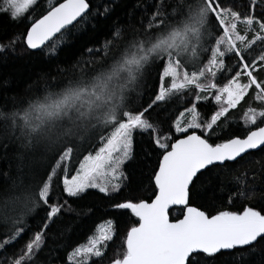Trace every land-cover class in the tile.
<instances>
[{
	"label": "snow or ice",
	"instance_id": "1",
	"mask_svg": "<svg viewBox=\"0 0 264 264\" xmlns=\"http://www.w3.org/2000/svg\"><path fill=\"white\" fill-rule=\"evenodd\" d=\"M35 3L3 0L0 12L15 21ZM257 3L247 0L237 6L230 0H180L173 7L159 0L146 28L141 20L132 38L124 37L102 62L87 68L84 61L85 68H79L81 61L77 60L70 73L58 60L59 47L66 40L44 53L47 61L57 59L56 66L44 71L35 82H25L26 93L13 105L15 111L0 110L15 149L10 157L14 168L0 172V252L5 253L0 264H95L92 258L103 261L106 245L118 231L114 216L99 224L86 244L73 247L66 258L60 255L69 247L67 236L77 221L94 214L93 207L81 205L86 212L66 219L76 210L64 196L82 201L90 189L109 198L113 210L126 211L138 220L127 230L122 259L112 264H264V209L245 205L239 212L212 214L201 210L202 203H193L203 201L208 192L215 196L222 186L218 183L219 171L213 173V169L225 170L228 164L264 145V127L246 135H215L221 119L253 91L254 100L264 103V80L258 76L264 72V5L257 13ZM114 10L105 4L102 11H94L89 0H63L31 22L25 33L0 34V67L26 57L31 63L32 54L24 50L17 54L18 47L43 51L74 23H83L86 30L91 21L99 24ZM212 20L220 35L210 49L207 64L191 74L187 70L181 73L182 66L186 69L191 63L195 67L206 53ZM117 25L118 20L112 22L109 35H121L123 29ZM241 25L246 26L243 32ZM86 50L91 55L95 49ZM229 57L234 58L231 64L226 63ZM160 65H164L163 72L148 105L131 107V93L146 85L151 67ZM224 72L231 78L218 87L214 81ZM168 77L171 84L165 87ZM0 80V93L7 95L13 77L0 73ZM129 86L131 91L125 97ZM193 87L197 102L212 96L218 110L201 123L194 104L169 125L174 134L161 136L170 114L153 122L148 112ZM186 114L191 119L184 126L181 118ZM258 117L264 118V109L250 107L245 113L246 124L256 125ZM108 127L114 130L100 137L102 146L95 154L84 155L75 173L70 174L74 152ZM137 135L142 140L147 135L140 162H151L155 155L151 168L154 188L148 198L137 194L128 170V164L137 160ZM8 147V142H0V152L5 155ZM61 169L63 176L54 185ZM121 193L124 195L119 200L113 198ZM235 198L231 196L229 202ZM171 206L184 208L182 219L170 221ZM40 212L44 215L35 225H29L26 218H35ZM25 236L27 240L17 248ZM8 249H12L10 254Z\"/></svg>",
	"mask_w": 264,
	"mask_h": 264
},
{
	"label": "trees",
	"instance_id": "2",
	"mask_svg": "<svg viewBox=\"0 0 264 264\" xmlns=\"http://www.w3.org/2000/svg\"><path fill=\"white\" fill-rule=\"evenodd\" d=\"M62 0H36L33 6H30L28 11L24 13L21 18L13 21L8 14L0 12V34L5 32H15L17 34L25 33L27 27L35 19L42 16L55 4ZM90 5L95 11L97 8L103 10L105 4L113 7L115 10L111 13L107 20H100L99 24L96 21H91L85 30L83 23L77 25L74 24L69 28L68 31L59 34L53 41L49 42L47 47L43 51H30L26 49V45H21L17 48V54L24 50L25 52L32 54L31 63L28 58L24 60H17L14 63H10L7 66L0 67V73L4 75H11L13 77V86L8 89V94L4 95L0 93V110L11 112L16 109L13 107L17 104L26 93V81L31 79L33 82L38 78L39 75L43 74L57 64V59L47 61L44 58V53L53 48L54 45L60 46L62 41L63 46L59 47V57L61 67L68 69L70 73L72 71V65L77 60H80L79 68H85L84 61H87V68H91L94 65L102 62L107 56L116 51L115 45L122 42L124 37L131 39V33L134 29L140 28V21L143 20V25L146 28L149 20L151 19L150 13L154 6L159 3V0H89ZM165 4H171L175 7L180 0H164ZM234 5L246 4L247 0H230ZM2 5V0H0ZM261 5H264V0H258L256 12L261 11ZM147 9V11H145ZM172 11L171 8L168 9ZM118 20V27L123 29V32L119 37L109 35V27L113 21ZM96 25L94 28L93 25ZM246 28L245 25H241V31ZM114 31V30H113ZM210 31L212 32L211 39L208 40L205 45L206 53L199 58L197 65L205 63L211 55V47L215 44V39L220 35V30L215 21L212 20L210 24ZM107 45V46H106ZM257 49L260 45L256 46ZM87 48L95 49L91 55L88 54ZM232 57L226 59V63L231 64L233 62ZM166 63V61H165ZM164 65L159 67H151L148 70L147 83L142 88L137 87L136 91L130 95V106L131 107H146L148 105L149 96L153 94L152 89L154 86L159 84V75L163 72ZM77 68V72H79ZM234 74V73H233ZM261 80H264V72L258 73ZM59 78V77H58ZM231 77L227 72L218 76L215 79V83L218 86L223 85ZM2 83V80H0ZM142 95H138L141 93ZM197 90L193 87L190 91H184L182 94H177L171 102L167 104H158L155 108L148 112V117L153 122L163 117L165 113L170 114V119L163 125V131L161 136L174 134V130H169V125L172 124L180 115L181 112L186 111L195 104L197 111L200 113V122L205 123L210 120V117L215 113L216 107L210 96L207 100L202 99L197 102L195 100ZM15 95V99H13ZM207 96V94H202ZM255 92L248 95L244 101L236 108L229 111L226 118H222L221 121L215 128V135H221V137L230 136L232 134L246 135L248 131L260 127L264 124V118H259L257 124L254 126H247L244 124L245 113L251 107L254 109L262 108L260 102L254 100ZM165 109V112H160V109ZM223 129V131H221ZM190 132L192 130H189ZM197 134H200V130H195ZM110 132H96L89 140L85 141L82 147L74 152L72 160L70 162V174L75 173L76 168L79 166V161L83 159V156L99 149L101 146L100 137L106 136ZM151 135V133L149 134ZM147 140V135L144 136L143 140L139 135L136 137V152L137 160L128 164V170L132 173L134 187L137 190V194L141 198L151 197L154 184L151 182V168L155 163V155H153L152 161L148 163H141L142 159V148L144 147V141ZM0 142H8V152L5 155L0 152V172H6L9 168H14V164L10 157L14 153V146L11 144V135L7 123L0 119ZM55 163V161H53ZM213 173L219 171L218 183L222 185L217 188V194L213 196L212 192H208L203 201L194 200V204H203L201 210H206L215 214L217 211H242L245 205L254 207L260 211L264 209V147L260 150L249 152L248 155L242 157L234 164H228V168L225 170L213 169ZM63 176V169L60 170L57 180L54 185L59 184L60 178ZM3 181L0 180V185ZM62 188V185H60ZM223 193L222 195L220 193ZM243 193V195H238ZM116 195L113 198L119 200L121 196ZM235 196L236 198L229 202V198ZM68 199L69 204L76 210L71 216L66 219H73L77 213L83 214L87 211V208L81 207V205H88L94 208V214L89 218L81 217L77 221V226L67 236V242L69 247L66 251H62L60 255L66 258L67 252H70L73 247L80 244H85L88 238L95 234V230L99 224L110 216L116 217L118 221V231L114 239L106 245V255L103 261L92 258L95 264H112L116 259H122L125 248V238L127 230L138 224V220L132 217L130 213L126 211H115L110 207L109 198L103 196L95 189L88 190V193L84 196L82 201L74 200L73 198ZM154 198V197H153ZM150 201V199H149ZM183 209L174 208L170 211L169 215L171 220H176L181 217ZM264 214V213H262ZM44 213L40 212L38 216L33 218L32 215L28 216L27 223L29 225H35L39 220L40 216ZM35 230V229H34ZM30 235V234H29ZM28 236H25L17 244L19 248L26 240ZM12 249H8L10 254ZM5 253L0 252V257L4 256Z\"/></svg>",
	"mask_w": 264,
	"mask_h": 264
},
{
	"label": "rangeland",
	"instance_id": "3",
	"mask_svg": "<svg viewBox=\"0 0 264 264\" xmlns=\"http://www.w3.org/2000/svg\"><path fill=\"white\" fill-rule=\"evenodd\" d=\"M2 3H3V0H2ZM243 32V31H242ZM198 61H199V59H198ZM198 61H197V63H196V65H195V67L191 64V63H188V65H187V68L185 69L183 66L179 69V71L181 72V73H183L185 70H187L188 71V73L189 74H191V72L192 71H194V70H197L198 68H201V67H204L206 64H207V61L205 62V63H202V65H197L198 64ZM215 82V81H214ZM170 84H171V78L170 77H168V78H165V81H164V86L165 87H169L170 86ZM224 85V84H223ZM223 85H220V86H223ZM220 86H218V87H220ZM205 95L207 94V93H204ZM207 96H208V94H207ZM211 98H212V100H213V102H214V104H215V107H216V111L218 110V107H219V105H217L216 104V102L214 101V98L212 97V96H210ZM259 102V101H258ZM261 106H262V108L261 109H264V103H259ZM192 107V106H191ZM190 107V108H191ZM260 108H258V109H256L257 111H259V110H261ZM215 111V112H216ZM184 112H186V111H184ZM178 118H180V115L178 116ZM182 119V121H183V124H184V126H187V123H188V121L191 119V116H190V114H186L184 117H182L181 118ZM258 119H259V117H258ZM258 121V120H257ZM244 124L245 125H247V126H253V125H248V124H246V120H244ZM114 129L113 128H111V127H108L106 130L105 129H102V130H99L98 132H106V131H108V132H111V131H113ZM191 130V129H190ZM109 135V134H108ZM107 136V135H106ZM101 146H102V144H101ZM100 146V147H101ZM99 147V148H100ZM98 150V149H97ZM95 154V153H94ZM74 174V173H73ZM70 178V177H69ZM87 243V242H86ZM85 243V244H86Z\"/></svg>",
	"mask_w": 264,
	"mask_h": 264
},
{
	"label": "water",
	"instance_id": "4",
	"mask_svg": "<svg viewBox=\"0 0 264 264\" xmlns=\"http://www.w3.org/2000/svg\"><path fill=\"white\" fill-rule=\"evenodd\" d=\"M60 2H63V0L60 1ZM60 2H59V3H60ZM57 4H58V3H57ZM57 4H55V5H57ZM55 5H54V6H55ZM49 10H50V9H49ZM44 14H46V12H45ZM44 14H43V15H44ZM40 17H41V16H40ZM40 17H39V18H40ZM39 18H37V19H39ZM33 22H34V21H33ZM74 24H75V23H74ZM29 27H30V25H29ZM70 27H72V26H70ZM58 35H59V34H57V36H58ZM57 36H56V37H57ZM56 37H55V38H56ZM30 51H39V50H30ZM260 127H264V124L261 125ZM253 130H256V128H254V129H252V130H250V131H253ZM263 147H264V145H261V146H259V149H261V148H263ZM253 151H257V150H251L250 152H253ZM148 202H150V201H148ZM174 208H178V209L181 208V209H183V213H184V208H183L182 206H171L170 209H169V213H170V211H171L172 209H174ZM183 213H182L181 217L178 218V219H182V218H183ZM169 219H170L171 222H175L176 220H178V219H176V220H171L170 215H169ZM125 240H126V238H125ZM125 248H126V245H125Z\"/></svg>",
	"mask_w": 264,
	"mask_h": 264
},
{
	"label": "clouds",
	"instance_id": "5",
	"mask_svg": "<svg viewBox=\"0 0 264 264\" xmlns=\"http://www.w3.org/2000/svg\"><path fill=\"white\" fill-rule=\"evenodd\" d=\"M131 87L132 86H129V88L123 93L125 97H127L128 93L131 91Z\"/></svg>",
	"mask_w": 264,
	"mask_h": 264
}]
</instances>
